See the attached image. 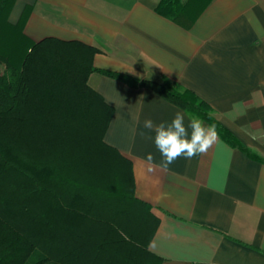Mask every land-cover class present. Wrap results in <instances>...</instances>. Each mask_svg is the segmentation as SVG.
Instances as JSON below:
<instances>
[{
	"label": "crops",
	"instance_id": "1",
	"mask_svg": "<svg viewBox=\"0 0 264 264\" xmlns=\"http://www.w3.org/2000/svg\"><path fill=\"white\" fill-rule=\"evenodd\" d=\"M158 1L15 0L8 19L15 23L30 6L23 32L31 40L80 41L97 48L92 64L98 69L139 80L168 79L208 103L218 121L260 159L219 136L206 154L148 172L146 155L152 153L157 164L162 156L144 121L170 122L177 111L185 114V125L198 118L149 87L98 71L87 77L113 107L105 143L130 162L134 196L158 218L147 249L160 264H264V0H210L189 28L156 12ZM32 64L36 75L49 77V66L62 63ZM54 74L66 78L60 69ZM68 226L47 234L39 225L30 230L78 248L83 264H105L104 250L99 259L93 244H72L78 235L96 242L103 225L87 220Z\"/></svg>",
	"mask_w": 264,
	"mask_h": 264
},
{
	"label": "trees",
	"instance_id": "2",
	"mask_svg": "<svg viewBox=\"0 0 264 264\" xmlns=\"http://www.w3.org/2000/svg\"><path fill=\"white\" fill-rule=\"evenodd\" d=\"M209 1L159 0L155 10L189 28ZM14 2L0 0V264H83L86 258L78 248L51 236L37 237L30 229L39 225L47 234L50 228H69L70 221L77 226L101 222L100 211L109 202L120 213L139 216L141 239L128 237L148 252L150 264H160L161 258L147 249L158 218L134 196L130 162L103 139L113 107L88 84V74L98 71L149 87L190 116L215 124L230 145L260 158L218 121L208 103L179 84L98 69L92 64L97 48L80 41L31 40L23 32L30 6L12 23L8 15ZM37 59L62 64L49 66V77L38 76L32 64ZM57 68L65 79L55 76ZM78 236L73 245L93 244L102 259L108 240ZM60 249H65L62 255L56 252Z\"/></svg>",
	"mask_w": 264,
	"mask_h": 264
},
{
	"label": "clouds",
	"instance_id": "3",
	"mask_svg": "<svg viewBox=\"0 0 264 264\" xmlns=\"http://www.w3.org/2000/svg\"><path fill=\"white\" fill-rule=\"evenodd\" d=\"M144 128L154 131V143L162 156L157 164L152 153L146 155L148 172L156 168L167 171L180 157L192 159L206 154L219 139L215 124L205 126L202 120L190 118L185 125V114L181 111H177L170 122L154 124L151 119H146Z\"/></svg>",
	"mask_w": 264,
	"mask_h": 264
},
{
	"label": "rangeland",
	"instance_id": "4",
	"mask_svg": "<svg viewBox=\"0 0 264 264\" xmlns=\"http://www.w3.org/2000/svg\"><path fill=\"white\" fill-rule=\"evenodd\" d=\"M108 180V179H107ZM109 181V180H108ZM106 187H110L109 182H105ZM103 206L101 216L100 233L103 232L102 238L109 241V249L104 246L105 262L109 264H150L153 259L146 250L139 247V243L133 239H141L140 228L142 222L139 216L127 212L117 211V206ZM119 212V213H117ZM135 214V213H134ZM108 225V226H105Z\"/></svg>",
	"mask_w": 264,
	"mask_h": 264
}]
</instances>
